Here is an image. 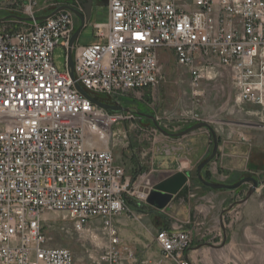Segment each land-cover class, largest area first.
<instances>
[{
    "label": "built area",
    "instance_id": "2783aa9c",
    "mask_svg": "<svg viewBox=\"0 0 264 264\" xmlns=\"http://www.w3.org/2000/svg\"><path fill=\"white\" fill-rule=\"evenodd\" d=\"M107 9V21L92 26L97 40L72 48L73 78L72 11L0 28V264H75L69 249L48 244L41 216L49 210L78 233L106 236L96 264L136 262L117 222L128 198L146 202L151 186L135 188L109 147L113 126L135 112L104 109L75 84L127 107L118 97L155 86L159 50H170L195 98L201 83L228 71L236 102L264 109V0H107ZM59 45L64 72L53 61ZM155 241L173 264H192V230L159 229Z\"/></svg>",
    "mask_w": 264,
    "mask_h": 264
},
{
    "label": "rangeland",
    "instance_id": "374dc122",
    "mask_svg": "<svg viewBox=\"0 0 264 264\" xmlns=\"http://www.w3.org/2000/svg\"><path fill=\"white\" fill-rule=\"evenodd\" d=\"M76 0H22L0 4V18L7 15L27 17L30 13L44 15L57 5L75 3ZM30 2V4H29ZM73 3V4H74ZM29 4L28 6H26ZM108 19L107 0H92V15L83 28L76 45L88 44L93 39V24ZM75 22L78 23L75 17ZM26 21L14 18L0 22V28L18 29ZM80 25V24H79ZM90 31V32H88ZM159 82L138 92L118 97L134 110L132 117L113 126L109 140L117 163L125 166L135 188L151 186L161 178L177 171L188 172V181L171 201L176 207L190 209L191 218L183 220V227L205 231L209 243L219 245V264H264V109L252 103H238L236 91L228 71L216 80L201 83L202 95L193 96L187 67L177 63L170 50H159ZM53 61L60 72L66 70V52L62 46L53 50ZM110 101V98H106ZM140 113L156 118L160 127L175 133L199 121L207 122L218 138V151L202 171L208 181L235 183L244 177L260 181L253 194L242 203L252 183H243L235 190L211 189L197 178L196 167L212 151L210 130L201 127L180 138L164 135L152 120ZM210 198L211 213L208 221H199L198 205ZM234 206L222 217L220 214L231 204ZM129 209L122 217H140L145 201L128 198ZM195 213V219L194 218ZM41 227L48 244L69 249L75 264H96L94 258L107 242L106 236L97 232L96 237L78 233L64 212L44 211ZM169 260V259H168ZM170 261V260H169ZM171 262V261H170ZM172 263V262H171Z\"/></svg>",
    "mask_w": 264,
    "mask_h": 264
},
{
    "label": "crops",
    "instance_id": "0c3cea01",
    "mask_svg": "<svg viewBox=\"0 0 264 264\" xmlns=\"http://www.w3.org/2000/svg\"><path fill=\"white\" fill-rule=\"evenodd\" d=\"M6 2H18L22 4V0H0V4ZM79 24L78 21L76 29L79 27ZM96 40L97 38L93 35V39L89 43ZM204 199L206 197L199 202L197 207L199 221H208L212 209L210 198H207L208 203ZM141 211L140 217L121 218L120 216L117 222L121 241L131 247L137 256L136 262L129 264H173L163 257V252L155 241V234L159 229L170 230L183 226V220H187L191 216L190 209L184 206L177 208L176 201H170L164 209L157 210L145 202ZM193 219H195V213ZM187 229H190V227ZM205 233V231L193 232V242L187 251L188 259L192 264H219L220 262L213 261V257L219 256L218 247L203 245L204 243H209Z\"/></svg>",
    "mask_w": 264,
    "mask_h": 264
},
{
    "label": "water",
    "instance_id": "95a60500",
    "mask_svg": "<svg viewBox=\"0 0 264 264\" xmlns=\"http://www.w3.org/2000/svg\"><path fill=\"white\" fill-rule=\"evenodd\" d=\"M61 10L72 11L74 13V15L80 20V22H79L80 25L73 32V34L70 38L69 47H68V65L70 68V76L73 78L72 48H73L74 44L76 43V40L78 39L81 31L83 30L85 25L89 23V21L91 19L92 0H87V4H85V8H84L83 12H81L80 10L73 8L69 5L63 4V5H57L56 8L48 14L35 15L33 17H31V16L23 17V16H17V15H7L5 17L0 18V22L5 21L6 19H9V18H14L18 21H26V22L27 21H33V20L42 21V20H45L46 18L56 14L57 12H59ZM75 86L82 94L88 96L96 105H98L104 109H108L110 111H125V112L132 111L131 108L122 106L118 103L117 104H110L108 102H103V101H100L98 99H95V98L91 97L90 95H88L80 87L79 84H75ZM138 114L145 115V116L149 117L152 120V123L155 125V127L159 131H161L166 136H171L174 138H180L182 136H185L186 134L193 132L194 130L201 128V127H206L210 130V132L212 134V138H213L212 151L208 155V157L205 158L203 161H201L196 167L197 178L203 185H205L211 189H227V190L231 191V190H235V189L239 188L243 183H250L251 182L252 184L248 186V191H247L245 197L243 199H241L240 201H236L235 203H242V202L246 201L253 194V192L256 190V188L259 186L260 181L256 180L253 177H244V178H241L240 180H238L237 182L231 183V184L223 183V182L208 181L202 177V174H201L202 169L213 160V158L215 157V155L217 154V151H218L217 135H216L215 131L213 130V128L207 122L199 121V122H196L193 125L187 127L186 129H184L182 131L170 133L158 125L156 118L154 116H152L150 114L140 113V112H138ZM188 178H189L188 172H183V171H177L175 173H171L169 175H166L165 177L161 178L160 180H158L157 182H155L151 185V188H150L148 195L146 197V203H148L149 205H151L152 207H154L157 210L164 209L170 203V201L173 199V197L187 183ZM235 203L231 204L228 208H225L221 211L220 224H221L222 228H223V224H222L223 214L226 211L230 210L234 206ZM224 244H225V234H224V240L221 244L214 245L212 243H204L203 245L209 246V247H221Z\"/></svg>",
    "mask_w": 264,
    "mask_h": 264
},
{
    "label": "flooded vegetation",
    "instance_id": "af4514ba",
    "mask_svg": "<svg viewBox=\"0 0 264 264\" xmlns=\"http://www.w3.org/2000/svg\"><path fill=\"white\" fill-rule=\"evenodd\" d=\"M70 3L71 4H65V5H69L73 8L80 10L81 12H83V10L85 8V4H87V0H76L75 3L74 2H70ZM77 20L80 22V20L78 18H77Z\"/></svg>",
    "mask_w": 264,
    "mask_h": 264
}]
</instances>
